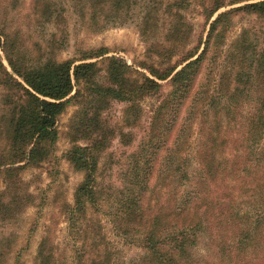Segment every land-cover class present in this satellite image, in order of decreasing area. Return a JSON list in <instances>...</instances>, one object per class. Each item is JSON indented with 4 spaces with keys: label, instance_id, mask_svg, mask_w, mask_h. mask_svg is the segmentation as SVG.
<instances>
[{
    "label": "rangeland",
    "instance_id": "374dc122",
    "mask_svg": "<svg viewBox=\"0 0 264 264\" xmlns=\"http://www.w3.org/2000/svg\"><path fill=\"white\" fill-rule=\"evenodd\" d=\"M237 1L224 0L227 5L207 22L212 7L210 0H127L120 8L111 9L105 4L96 8L85 7L83 11L74 0H0V40L4 42L0 48V61L12 75L8 59L21 68H30L45 61H74L77 64L91 56L93 59L89 62H96L100 69H105V59L114 57L130 68L128 79L141 84L142 75H148L149 69L165 70L195 51L209 24L219 13L238 9L247 3ZM44 11L48 16L42 14ZM100 49L106 54L94 58ZM201 51L202 48L195 57ZM212 56L216 62L212 64L211 75L205 60L194 88L201 84L208 93L233 89L235 73L249 69L251 58L264 56V18L246 11L232 13L222 42L217 49H210L207 58ZM170 78L158 81L159 95L128 103L110 102L108 108L100 112L99 135L95 134L93 138L77 124L80 106L77 103L68 105L57 118V138L48 146L46 158L38 166L25 167L23 163L6 165L11 154L8 145L11 129L10 107L4 104V100L8 102L11 97L6 96L8 88L3 82L4 77H0V264H39L40 250H43L42 254L52 256L51 264H91L92 253L95 256L93 261L99 264L104 259L97 260L96 255L107 252L104 245L90 247L91 237L96 234L105 237V242L114 248L109 264L141 263L144 256L141 231L128 219L122 222L114 218L116 198L118 201L119 191L130 187L128 172L137 157L143 155L140 150H144L148 141L153 125L151 117L162 98L171 91ZM106 81L105 74L100 73L97 82ZM133 113L136 117L132 116ZM245 115L246 112L232 123L223 120L221 135L230 144L224 147L221 158L229 160L240 155L238 144L246 136ZM182 116L183 110L180 119ZM206 118L203 117L202 121ZM200 119L189 122L184 137L187 146H183L182 152L187 149L190 153L191 147L199 146L196 132L202 122ZM100 135H104L106 142L93 151L97 162L91 185L92 197L85 200L79 212L75 207V195L86 174L73 167L66 153L74 145L88 147L87 143L90 140L97 142ZM23 166V170H16ZM189 173L192 181L186 184V190L191 191L197 189L198 174ZM10 174L12 177L8 178ZM155 178L156 175L152 182ZM172 179L156 189V192L160 191L158 196L162 202L173 203L182 193ZM229 182L237 192H245L240 200L243 212L253 208L250 206L255 203L253 190L239 188L240 184L234 179ZM260 203L264 204V194ZM201 239L206 241L204 237ZM262 248L256 254H264V240ZM193 254L198 257L206 255L204 242L199 241ZM78 256L82 258L79 260Z\"/></svg>",
    "mask_w": 264,
    "mask_h": 264
},
{
    "label": "trees",
    "instance_id": "16d2710c",
    "mask_svg": "<svg viewBox=\"0 0 264 264\" xmlns=\"http://www.w3.org/2000/svg\"><path fill=\"white\" fill-rule=\"evenodd\" d=\"M78 2L77 6L83 11L85 7L96 8L105 4L111 9L120 8L127 0ZM237 2L247 3L238 9L219 13L209 24L205 37L200 39L195 51L165 70L149 69L148 75H142L141 84L131 82L128 79L130 68L114 57L105 59V69H100L96 62H89L93 59L91 56L77 64L74 61H45L30 68H21L8 59L7 64L15 78L0 61V77H4L3 82L8 88L6 96L11 97L8 102L4 100V104L10 107L8 117L11 129L8 136L11 154L6 165L23 163L26 167L42 163L48 155V146L57 138V118L68 105L77 103L80 106L77 124L93 138L100 129V112L106 110L110 102L128 103L159 95L158 81L171 77V91L162 98L151 117L153 125L146 139L148 141L143 146L144 150H140L143 155L140 157L138 154L136 163L128 172L130 187L118 192L114 218L122 222L128 219L141 231L140 244L144 256L140 264H264V254H256L263 249L264 240V204L260 203L264 194V181H261L264 178V56L251 58L249 69H238L235 87L231 90L208 93L201 84L194 88L204 61L209 71L216 62L215 57L207 58V55L212 47L217 49L222 42L229 16L237 11H246L264 18V0ZM210 4L212 7L207 22L227 5L224 0H210ZM42 14L48 16L45 11ZM3 45L4 42L0 40V48ZM200 48L202 51L195 57ZM95 54L97 56L94 58H99L106 53L100 49ZM179 66L181 68L175 72ZM102 72L107 81L98 83ZM244 112L246 136L238 144L240 155L229 160L221 158L224 147L230 144L221 135L223 120L224 123H232L238 117H243ZM135 114L132 116L136 117ZM203 117H207L206 120L202 121ZM195 118L202 121L196 132L199 146L191 147L190 153L187 149L182 152L181 149L187 146L184 137L189 122ZM179 119V126L173 133ZM207 120L208 126H205ZM105 140L104 135H100L97 142L90 140L88 147L74 145L66 153L73 167L86 174L84 183L75 195V207L79 212L93 193L91 185L94 183L93 173L97 162L93 151L98 146H104ZM193 164L195 166L191 170ZM24 166L16 170H23ZM190 171L198 174L197 189L188 191L186 184L192 181ZM11 177L10 174L8 178ZM170 178H173L176 187L178 184L182 193L173 203L162 202L158 196L160 191L156 192V189ZM230 179L236 180L239 188L253 190L251 194L255 203L245 213L241 206L245 192H237L236 187L229 184ZM105 240L103 236L93 235L90 247L104 245L107 253L97 254L96 258L104 259L102 264H109L114 248H110L111 243ZM199 241L204 242L206 255L198 257L193 251ZM42 251L39 264H51L52 256H46ZM78 254L82 255L80 252ZM81 258L78 256L79 260ZM94 258L92 253L91 264H95Z\"/></svg>",
    "mask_w": 264,
    "mask_h": 264
}]
</instances>
